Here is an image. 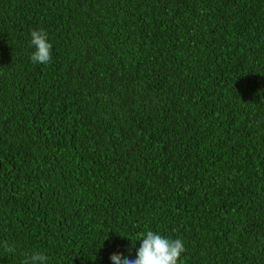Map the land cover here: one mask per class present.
<instances>
[{"label": "trees", "instance_id": "16d2710c", "mask_svg": "<svg viewBox=\"0 0 264 264\" xmlns=\"http://www.w3.org/2000/svg\"><path fill=\"white\" fill-rule=\"evenodd\" d=\"M148 230L264 264V0H0V264L134 259Z\"/></svg>", "mask_w": 264, "mask_h": 264}, {"label": "clouds", "instance_id": "9594fccd", "mask_svg": "<svg viewBox=\"0 0 264 264\" xmlns=\"http://www.w3.org/2000/svg\"><path fill=\"white\" fill-rule=\"evenodd\" d=\"M30 46L34 48L29 59L34 64H47L51 60V43L48 42L47 33L42 29L30 33ZM140 241L136 249V256L131 258V249L136 242H132L128 255L114 253L109 256L111 264H178L182 253L185 252L184 242L180 238L171 239L155 233L152 230L140 233ZM6 253L14 252V248L6 241L2 245ZM48 257L42 252L26 254L21 264H47Z\"/></svg>", "mask_w": 264, "mask_h": 264}]
</instances>
